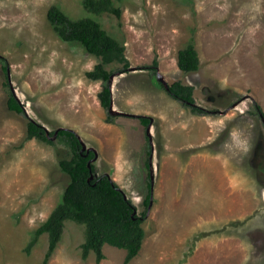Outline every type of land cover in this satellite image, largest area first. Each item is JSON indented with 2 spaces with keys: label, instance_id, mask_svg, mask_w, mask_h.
Listing matches in <instances>:
<instances>
[{
  "label": "rangeland",
  "instance_id": "obj_1",
  "mask_svg": "<svg viewBox=\"0 0 264 264\" xmlns=\"http://www.w3.org/2000/svg\"><path fill=\"white\" fill-rule=\"evenodd\" d=\"M53 5L92 16L83 0H0V264H43L48 234L26 249L70 180L59 164L68 147L28 138V118L49 132L74 130L139 212L151 172L146 237L131 262L109 244L101 262L93 252L83 259L85 227L67 221L48 264H264V115L255 108L264 114V0H122L120 18L97 16L135 68L114 76L122 113L111 120L98 97L103 81L86 74L101 59L58 36ZM192 39L201 66L185 73L178 51ZM154 60L168 84H192L209 113L160 87L144 69ZM10 90L26 114L8 108ZM138 116L152 118L149 139Z\"/></svg>",
  "mask_w": 264,
  "mask_h": 264
},
{
  "label": "trees",
  "instance_id": "obj_2",
  "mask_svg": "<svg viewBox=\"0 0 264 264\" xmlns=\"http://www.w3.org/2000/svg\"><path fill=\"white\" fill-rule=\"evenodd\" d=\"M122 0H83V5L92 16L72 18L58 5L50 7L47 17L58 36L66 42H78L85 50L101 59L92 70L86 74L92 80L103 81L102 90L98 97L101 105L109 112L112 102V89L109 84L110 77L117 73H126L130 68V61L125 55L126 46L117 37L111 34L97 19L103 14L121 17L122 9L119 3ZM0 59H3L0 56ZM112 63L122 64L117 70H110L107 65ZM178 67L185 73L197 72L201 62L194 39L186 47L178 51ZM8 66H4L7 71ZM158 61L154 60L151 66H144L150 73L157 75ZM153 69V70H152ZM9 81V79H8ZM172 97L191 107L196 114H208L209 111L198 105L194 97L195 87L176 80L169 85L167 90ZM162 85V86H161ZM8 108L18 113L26 114L24 106L20 103L14 92L10 90ZM256 112L263 116V111L255 103ZM141 123L149 127L152 118L138 116ZM58 142L69 149V156L59 161L62 171L70 177L64 189L62 199L53 209L49 217L35 230L27 246V252L37 244L40 236L48 234V248L43 264H48L61 241L67 221H74L84 225V241L81 244L82 257L87 259L91 252L96 256L97 262L105 258L104 245L109 244L126 250L125 262H131L140 252L146 237L144 222L147 218L148 208L152 196L151 172L148 173V192L144 198L145 210L138 211V207L128 197L125 190L112 178L111 174L98 173L96 164L91 167L89 161L95 157V151H83V144L79 135L72 129H57ZM47 133L45 126L28 118V138H37L47 143L54 144L52 137L57 131ZM149 139V135H147ZM151 150L148 151L150 155ZM150 168L149 159L146 164ZM91 174L94 178L89 181Z\"/></svg>",
  "mask_w": 264,
  "mask_h": 264
},
{
  "label": "water",
  "instance_id": "obj_3",
  "mask_svg": "<svg viewBox=\"0 0 264 264\" xmlns=\"http://www.w3.org/2000/svg\"><path fill=\"white\" fill-rule=\"evenodd\" d=\"M134 69H135L134 67H130V68H129L130 71H133ZM114 76H115V75H112V76L110 77V80H109V84H110V86H112ZM157 76H158V80L164 85V87H165L167 90H169V85H170V84H168V83L166 82L164 76H163L159 71H158V73H157ZM109 112H110V114H114V113H122V112H119V111H115V110L113 109V101L111 102V106H110ZM149 128H150V126H149ZM149 128H148V135L150 134V130H149ZM46 129H47V128H46ZM60 129H63V127L60 128ZM47 133L49 134V130H48V129H47ZM57 135H58V130L55 132V135L52 137V139L57 138ZM79 137H80V136H79ZM149 137H151V136H149ZM80 139H81V138H80ZM81 142H82V144H83V148H82L83 151L86 150L87 153H89L91 150H93L92 148H88V147L85 145V143L83 142L82 139H81ZM96 157H97V153L95 152V157L92 158V159L89 161V163H88V166H89V167H91V164L94 162V160H95ZM93 178H94V174H91V176H90V178H89V181L92 180ZM152 201H153V200H152V196H151V201H150V206H149V207H151Z\"/></svg>",
  "mask_w": 264,
  "mask_h": 264
},
{
  "label": "bare ground",
  "instance_id": "obj_4",
  "mask_svg": "<svg viewBox=\"0 0 264 264\" xmlns=\"http://www.w3.org/2000/svg\"><path fill=\"white\" fill-rule=\"evenodd\" d=\"M153 70V69H152ZM162 86V85H161ZM148 161V160H147Z\"/></svg>",
  "mask_w": 264,
  "mask_h": 264
}]
</instances>
